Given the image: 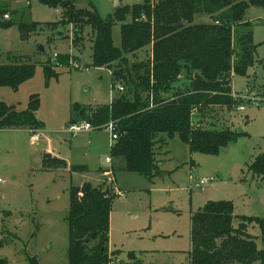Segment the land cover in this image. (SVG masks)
<instances>
[{"label":"rangeland","instance_id":"374dc122","mask_svg":"<svg viewBox=\"0 0 264 264\" xmlns=\"http://www.w3.org/2000/svg\"><path fill=\"white\" fill-rule=\"evenodd\" d=\"M114 1L75 0L74 6L90 10L91 2L105 19ZM121 2L124 6L137 0ZM2 5L9 6V12L0 15V21H11V25L0 26V64L27 62L35 72L17 91L0 87V102L22 111L30 96L37 95V115L44 130L34 134L37 140L32 141L26 130L0 129V259L7 264H29V258H35L38 264H67L69 189L83 184L125 196H112L109 253L116 259L112 264H189L191 217L208 202L232 203L234 229L241 217L264 218V182L248 171V165L264 151L263 103L256 107L247 100L235 99L244 106L242 113L237 111L238 106L204 111L201 128L230 130L236 135V140L216 156L191 153L175 137L156 146V158L162 166L152 180L122 169L112 174L105 164L111 148L109 132H82L76 137L68 134L74 106L110 105L122 93L112 89L117 81H113L109 70L92 67L90 29H84L82 40L75 45L69 26H52L59 20L60 9L38 0H4L0 1ZM243 20L247 25L232 31L235 48L247 33L258 47L253 68L245 76L232 75V91L241 94L248 89L264 99V9L250 6ZM30 23L40 27L36 32L23 33L19 26ZM194 23L209 24L212 20L197 14ZM112 39L119 47L120 24L113 26ZM149 53L146 48L129 61L145 60ZM54 54L67 56L70 66L56 65ZM47 62L56 76L46 77ZM74 64L80 68L75 69ZM118 83L124 92V84ZM47 150L60 153L74 167L88 171L70 179L69 172L42 170ZM100 167H106L103 178L97 173ZM201 180L208 181L203 190ZM245 233L254 239L258 250L263 249L255 223L245 224Z\"/></svg>","mask_w":264,"mask_h":264},{"label":"trees","instance_id":"16d2710c","mask_svg":"<svg viewBox=\"0 0 264 264\" xmlns=\"http://www.w3.org/2000/svg\"><path fill=\"white\" fill-rule=\"evenodd\" d=\"M4 1V0H0ZM60 9L52 26H69L76 45L85 28L92 34V67L106 68L113 81L124 84L125 91L110 105L73 107L71 123L84 121L93 131L112 122L116 140L110 148V160L116 168L152 180L162 163L156 158V146L166 139L178 138L191 153L216 156L236 140L230 130L201 128L203 113L214 107L231 110L240 101L232 98V75L245 76L255 64L257 45L251 33L241 36L237 49L232 41L234 27L246 26L244 15L250 6L264 9V0H142L134 5H120L112 15L101 19L95 7L77 9L75 0H38ZM9 6H0V15ZM13 12V11H11ZM197 14H205L212 23L195 24ZM120 24V46L115 47L112 28ZM11 21H0L8 27ZM40 25L21 24L23 33L36 32ZM264 52V42L261 44ZM149 48L145 60L130 63L129 57ZM59 58V59H58ZM56 65L69 67L70 59L56 58ZM264 61V58H263ZM55 67V66H54ZM47 78L56 76L50 62L44 65ZM35 67L27 62L0 64V87L17 91L30 80ZM181 83V85H180ZM112 84V89L116 87ZM124 90V88H123ZM264 96V85L262 86ZM237 107V108H238ZM39 100L30 96L25 110L16 111L0 102V129L26 130L39 134ZM66 164L43 154L42 170L65 169ZM84 167L70 172H85ZM248 171L264 182V151L248 165ZM110 189L83 184L69 189V246L67 264H112L109 253V217L113 201ZM231 202H208L191 217L189 264H264V218L241 217L234 229ZM255 223L263 249L245 233V224ZM1 246V243H0ZM29 264H38L35 258ZM0 264H7L0 259Z\"/></svg>","mask_w":264,"mask_h":264},{"label":"built area","instance_id":"2783aa9c","mask_svg":"<svg viewBox=\"0 0 264 264\" xmlns=\"http://www.w3.org/2000/svg\"><path fill=\"white\" fill-rule=\"evenodd\" d=\"M24 2H27L28 0H23ZM4 19L5 20H8V16L5 15L4 16ZM57 58V55L54 54L53 55V59L56 60ZM74 68L75 69H79L80 67L77 65V64H74ZM119 92H123V87L120 86L119 84L115 87ZM232 97L234 99H241V100H247L252 106H259L260 103H263L264 104V99L260 96H258L257 94L255 93H251L250 90L246 89L243 93L241 94H237V93H233ZM245 110L244 106H239L237 108V111L239 113H242L243 111ZM102 130H106L107 132L110 133V136H111V144L113 145L114 141L116 140L117 138V135L115 133V125H113L112 122L108 123L107 125L103 126L102 127ZM93 131V128L92 126L87 123V122H84V121H80V122H75V123H71L68 125V134L71 136V137H76L77 135H79L80 133L82 132H91ZM31 140L32 141H36L37 140V136L36 135H31ZM111 145V146H112ZM106 163L107 165L110 167V163H111V160L110 158H108L106 160ZM2 181L0 180V183ZM208 181L206 180H201L200 183H199V186H201V189L203 190V188L206 186ZM120 197L122 199L125 198L124 195L120 194V193H116L115 192V197Z\"/></svg>","mask_w":264,"mask_h":264},{"label":"crops","instance_id":"0c3cea01","mask_svg":"<svg viewBox=\"0 0 264 264\" xmlns=\"http://www.w3.org/2000/svg\"><path fill=\"white\" fill-rule=\"evenodd\" d=\"M115 1H117V2H115ZM114 1V5L111 7V9H112V12L108 15V16H110V15H112V13H113V10L116 8V7H118V6H120V4H122L123 2H121V0H115ZM142 0H137V2L136 3H133V2H125L126 4L125 5H134V4H137V3H140ZM107 2H108V0H107ZM111 2L113 3V0H111ZM117 3V4H116ZM116 4V5H115ZM88 5H92L93 7H95L91 2H88ZM95 9H96V7H95ZM96 11H97V9H96ZM107 16V17H108ZM139 53V52H138ZM137 53V54H138ZM137 54L136 55H134V56H137ZM133 57V56H132ZM253 68V67H252ZM263 86V85H262ZM36 116H37V119L39 120V118H38V115L36 114ZM40 121V120H39ZM41 122V121H40ZM42 125H43V123H42ZM43 130H44V127H42V129L40 130V132H39V134H41L42 132H43ZM93 132V131H92ZM112 145V144H111ZM50 154L52 157H55V158H57V159H60L61 161H63L65 164H66V167H65V169H59V170H62V172H66V173H68L69 172V175H70V179H71V177L72 176H74V175H76V174H82V173H86L87 171H88V169L87 168H85L86 169V171L85 172H70V168L73 166V165H71V163L68 161V159L65 157V156H63V155H61L60 153H58V152H56V151H50V150H47V151H45L44 152V154ZM109 158V157H108ZM107 158V159H108ZM119 163V161H117V160H111V163H110V166H112L113 168L115 167L116 168V165ZM105 164L107 165V163L105 162ZM108 166V165H107ZM102 167V166H101ZM99 168V170H98V174H99V176L101 177V178H103V174H104V172L106 171L105 170V168L106 167H104V168ZM109 167V166H108Z\"/></svg>","mask_w":264,"mask_h":264},{"label":"water","instance_id":"95a60500","mask_svg":"<svg viewBox=\"0 0 264 264\" xmlns=\"http://www.w3.org/2000/svg\"><path fill=\"white\" fill-rule=\"evenodd\" d=\"M241 132L239 131L238 134H240Z\"/></svg>","mask_w":264,"mask_h":264}]
</instances>
